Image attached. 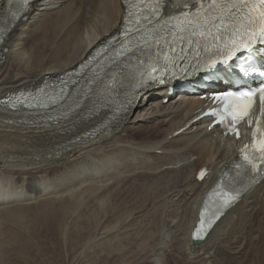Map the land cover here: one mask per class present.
Listing matches in <instances>:
<instances>
[{"label": "bare ground", "instance_id": "obj_1", "mask_svg": "<svg viewBox=\"0 0 264 264\" xmlns=\"http://www.w3.org/2000/svg\"><path fill=\"white\" fill-rule=\"evenodd\" d=\"M6 1L0 0V37L5 41L0 99L75 69L125 20L122 0H40L14 23ZM194 3L166 0L170 12ZM165 96L163 88L148 92L112 128H106L112 113L102 106L77 110L64 122L48 111L0 106V211L58 191L72 197L76 211L84 207L93 214L101 234L111 236L109 245L119 263L129 255H123L120 242L127 236L139 255L153 252L150 259L156 264H162L161 253L167 250L168 264H264V182L248 191L205 242L192 244L199 207L235 165L236 142L215 137L200 123L177 135L204 101L176 98L164 105L158 97ZM95 133L101 135L89 136ZM203 167L211 174L199 182L196 175ZM159 239L167 246L158 247Z\"/></svg>", "mask_w": 264, "mask_h": 264}, {"label": "rangeland", "instance_id": "obj_2", "mask_svg": "<svg viewBox=\"0 0 264 264\" xmlns=\"http://www.w3.org/2000/svg\"><path fill=\"white\" fill-rule=\"evenodd\" d=\"M57 192H52L56 195L48 193V197L43 195L39 200L37 198L32 202H16V206L13 203L10 204L12 207L10 205H8L7 208H5L6 206L1 207V211H6L4 213L0 211V264L1 262L2 264L154 263V260L150 259V256H153V252L145 256L144 254L139 255V250L137 248L135 249L134 243L130 241V239H127V236V238L124 237L125 241L124 238H122L120 242L125 245L123 248V255H129L128 258L123 259L122 262L119 263L117 256H115L117 254L115 252V247L111 248V245H109L110 242L108 240H111V236L108 237L107 234H101L98 223H95L96 220L92 218L93 214L86 211L84 207L76 211L72 197L68 194H63L62 192H59V194ZM82 209L84 211H82ZM81 218L83 221H80ZM160 239L158 247L160 245L166 247L167 243L163 245ZM90 241L94 243L92 244ZM88 242H90V248L88 247L84 250ZM117 243L118 241L116 240V245ZM1 245L4 247L2 248ZM108 247L110 248L108 249ZM3 249L4 251L1 252ZM169 252L170 250L161 253L163 256L162 264H168L166 262L168 261L167 254H169ZM171 254H173V252H171ZM174 255L177 257L178 253H174ZM132 258L134 260H132Z\"/></svg>", "mask_w": 264, "mask_h": 264}, {"label": "snow or ice", "instance_id": "obj_3", "mask_svg": "<svg viewBox=\"0 0 264 264\" xmlns=\"http://www.w3.org/2000/svg\"><path fill=\"white\" fill-rule=\"evenodd\" d=\"M12 2L13 0H8L9 4ZM24 3H27V0H24ZM164 7V0H139L137 19L139 21L142 17L144 20L151 22L154 17L161 14ZM12 15L15 16V13H12ZM184 16L185 19L182 21L181 27L193 33L199 32L203 35L207 32L211 34L210 29L214 27L217 33L221 29L231 30L232 41L230 44H226V50L220 53L224 57L221 63H227L228 59L241 49L251 55L253 54L254 44L264 45V0H209L207 6L199 3L195 10L186 9ZM225 21H230V23L226 24ZM219 38V35L213 37V39ZM216 63V59L209 60V64L213 67L216 66ZM242 70L248 71V69ZM253 70L255 71V69ZM259 75L264 76V71H259ZM258 94L261 101V116H264V84H261L259 88L248 91L228 92L225 96L226 102L223 115L220 116L219 122L223 123L230 118L226 125L229 130H232L245 117L248 118V122L251 124V118L255 115L253 105ZM261 131L264 134V129ZM236 134L239 136L238 129H236ZM255 136L256 133L254 132L253 137ZM261 143V151L264 152V141ZM202 176L203 173H201ZM236 195H239V193ZM235 198L236 196L231 197L233 200ZM201 223L203 224V213ZM193 238L203 239L202 232L198 230Z\"/></svg>", "mask_w": 264, "mask_h": 264}]
</instances>
